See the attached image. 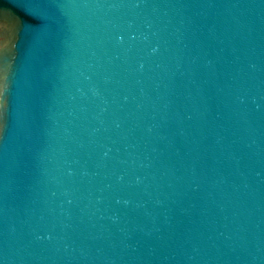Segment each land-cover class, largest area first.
<instances>
[{"label": "water", "instance_id": "obj_1", "mask_svg": "<svg viewBox=\"0 0 264 264\" xmlns=\"http://www.w3.org/2000/svg\"><path fill=\"white\" fill-rule=\"evenodd\" d=\"M0 264H264V0H0Z\"/></svg>", "mask_w": 264, "mask_h": 264}, {"label": "snow or ice", "instance_id": "obj_2", "mask_svg": "<svg viewBox=\"0 0 264 264\" xmlns=\"http://www.w3.org/2000/svg\"><path fill=\"white\" fill-rule=\"evenodd\" d=\"M3 80H4V76L2 74H0V94H2V92H3V88H2Z\"/></svg>", "mask_w": 264, "mask_h": 264}]
</instances>
